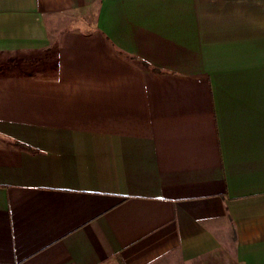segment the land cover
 Listing matches in <instances>:
<instances>
[{"label": "crops", "instance_id": "obj_1", "mask_svg": "<svg viewBox=\"0 0 264 264\" xmlns=\"http://www.w3.org/2000/svg\"><path fill=\"white\" fill-rule=\"evenodd\" d=\"M51 48L0 71V264H264V0H0V66Z\"/></svg>", "mask_w": 264, "mask_h": 264}, {"label": "trees", "instance_id": "obj_2", "mask_svg": "<svg viewBox=\"0 0 264 264\" xmlns=\"http://www.w3.org/2000/svg\"><path fill=\"white\" fill-rule=\"evenodd\" d=\"M48 52H54V49H47L46 51H45V53L46 54H44V56H43V58H33V60H18L17 58H14V59H11V60H9L8 62H6V63H3L2 64V66H0V71H6V70H10V69H13L14 68V66H16V65H24V66H22V67H25L26 68V70H28V71H33L32 69H34L35 67L33 66V64H36V63H39V62H44V59H46V62H51L52 61V58H53V56L50 54V53H48ZM31 65H30V64ZM22 69H24V68H22ZM25 70V69H24Z\"/></svg>", "mask_w": 264, "mask_h": 264}]
</instances>
